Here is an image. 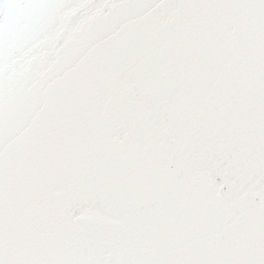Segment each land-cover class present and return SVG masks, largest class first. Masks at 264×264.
Returning <instances> with one entry per match:
<instances>
[{"label": "snow or ice", "instance_id": "6c2138e0", "mask_svg": "<svg viewBox=\"0 0 264 264\" xmlns=\"http://www.w3.org/2000/svg\"><path fill=\"white\" fill-rule=\"evenodd\" d=\"M0 264H264V0H0Z\"/></svg>", "mask_w": 264, "mask_h": 264}]
</instances>
